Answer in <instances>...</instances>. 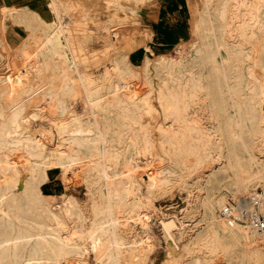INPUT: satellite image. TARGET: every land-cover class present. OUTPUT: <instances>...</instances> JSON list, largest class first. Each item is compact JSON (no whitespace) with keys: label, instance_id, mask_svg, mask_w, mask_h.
<instances>
[{"label":"bare ground","instance_id":"obj_1","mask_svg":"<svg viewBox=\"0 0 264 264\" xmlns=\"http://www.w3.org/2000/svg\"><path fill=\"white\" fill-rule=\"evenodd\" d=\"M73 1L10 0L0 6L25 30L15 49L22 67L0 74V264H87L89 254L99 264H144L152 241L148 234L133 236L148 227V195L172 180L186 182L208 159L218 167L189 191L184 214L197 216L199 224L178 256L181 234L174 229L182 219L175 211L154 210L173 244L163 264H212L216 255L225 257L218 264H264V232L215 212L227 203L222 188L233 196L236 219L254 213L257 199L264 210V192L255 191L257 185L264 191V0H191L186 47L156 52L143 42L139 70L128 53L119 52L99 76L82 65L79 54L94 52L110 27L75 20L81 11H70ZM107 1L77 0L84 3L82 16L96 19L141 6ZM5 27L1 20V46ZM25 48L30 52L20 62ZM139 76L140 92L131 81ZM98 78L104 83L95 84ZM78 86L85 107L70 111L66 97ZM41 103L66 115L52 126L63 136L53 148L41 139L50 129L30 124ZM156 145L169 164L148 174L141 196L137 171L156 157ZM50 164L54 178L80 172L85 201L60 189L62 204L48 202Z\"/></svg>","mask_w":264,"mask_h":264},{"label":"rangeland","instance_id":"obj_2","mask_svg":"<svg viewBox=\"0 0 264 264\" xmlns=\"http://www.w3.org/2000/svg\"><path fill=\"white\" fill-rule=\"evenodd\" d=\"M9 1L10 0H1L0 6L2 4L8 3ZM105 1L108 2L107 0ZM187 1H188V7L192 15V10L190 7L191 0H187ZM169 2L170 0H148L146 3V1L144 0H133V3L135 5L136 4L141 5V6H135L136 11L134 10L128 12L126 11L125 14L118 11V15L116 14L105 15V16L102 15L100 18L96 19L90 14L88 15L83 14L82 16V13L85 11L83 10L82 7L84 6V3L77 2V0H74L73 3H75V5L70 9V11L72 10L81 11L79 17L74 18L75 20L76 19L80 20L84 18L86 24L92 25L94 29L95 28L98 29V26L100 24L103 26L104 23H108L110 27L109 28L110 36L106 38L105 41L102 42L94 52H84L83 50L80 52L79 57L82 58L81 61L82 65L88 71H91L92 75L99 76L104 66L108 64L109 60L114 54H117L119 52H126L129 54L131 58L133 67L139 70L140 60L144 54V50L142 48L143 42H147L149 44L151 43V45L154 47L156 52H166L167 50L174 48L175 46L177 47V44H179L178 46L182 48L186 47L190 39L188 38L187 29L185 25H182L179 22L174 21L171 17L163 16L166 10L165 9L166 4ZM70 4L71 3H69L68 1L65 2L66 7L67 6L70 7ZM91 4L94 3L91 2ZM57 6L60 7V5ZM113 8L115 7H111V9ZM105 9H109V8H105ZM169 11L171 14L172 8H169ZM158 14L160 18L156 17V15ZM6 17L8 19H6ZM46 17L48 19H52L51 16H46ZM163 17L167 21L163 20L164 19ZM1 20L4 21V23L6 24L5 27L6 32L4 36L5 37L4 43L2 44V46L0 44L1 47L0 74L1 76L4 75L8 76L9 74L13 73L15 69L17 70L20 67H22V64L18 62L19 58L17 57V53L15 49L17 45L20 43L21 38L25 33V30L22 29L23 25L21 26V25L13 24L11 22L10 17L4 16L3 13L0 11V21ZM171 20L173 22H171ZM186 25L189 26L188 24ZM150 30H153V33H151ZM67 39L69 40V42H71L70 45L71 50L72 51L75 50L78 52L77 47L73 45L74 42L71 41L72 39L70 37ZM23 52L25 55L20 58V62L22 61L21 59L25 61L26 59L25 57L29 54L30 50L29 48H25ZM259 55L262 59H264V38L262 40L259 49ZM259 70L264 71L263 67H260ZM131 81L132 83L134 82L132 88L135 87V89L139 92L144 91V87H143L144 82L143 79L140 78V76L133 77ZM97 83H104V82L102 79L98 78L95 84ZM67 96L68 97H66V99H68L67 103L70 111L72 110H76L79 112L83 111V108L85 107L84 106L85 103L83 102L84 92L82 90V87L78 86L76 93H72ZM37 97H34L36 100L33 98L36 102L40 99ZM41 108H42L41 109L42 112L40 116H37L38 118H36V120L31 122L30 124L33 126L34 124L39 123L43 125V127L50 129L48 130V133L46 135L41 136V139L44 140V142L49 146V148L50 147L53 148L57 143H61L63 141V136L58 135L52 126L57 122L63 121L66 115L65 116L60 115L56 109L54 108L52 109V107L50 108L44 103H41ZM155 154L156 157L154 156V158L149 160L148 165L142 167L137 171V173L139 174L140 181L142 179L141 181L142 185H139L141 196L145 195L144 192L145 182L148 180L147 179L148 174L152 175L153 173H155L154 171H157L161 167L169 164L168 161L165 160L164 151L160 145H156ZM208 160L203 161L201 165L198 166V168L193 170L186 182L182 183V181L172 180L171 182L166 184V186H163L162 189H159L158 191L151 193L152 195L151 194L148 195L149 196L148 198L150 199L148 200L150 201L149 210H151L148 212L149 213L148 222H147L148 227L145 228L144 230L138 229L133 236L134 238L138 239L141 235L148 234L152 241L153 248L151 249L147 258H145L146 260H144V264H161V263L163 264L162 261H164L165 259H167V257L170 256V253L173 249V244L170 243L169 239L166 238L165 234L162 231L161 224L156 216V212L154 211L155 209H159L160 211L162 210L161 212L167 214L170 212L172 213V211L173 212L175 211L174 213L177 214V216L180 219H182L183 223L180 224L179 222H177L178 228L176 227V229H174L176 230L175 235L178 236L179 234H181L180 236L181 240L177 241L179 247L177 248L175 247L177 256L181 253V252L179 253V251L181 250L180 248L182 247V243H186L189 240V237L192 235L193 231L196 228L195 226L199 224V222H197L196 220L197 216L194 215L186 216L184 214V210L187 208L186 206L188 205L187 202L189 200L188 197L190 194L189 191L192 190V187L195 184L199 185L203 176L209 173L213 167L215 168L218 167V163H216V161H212L210 159ZM191 161L192 160H190L189 163H192ZM48 168H49L48 169L49 178L45 183L46 185L45 195L49 203H51L55 208L59 207L62 204V200L59 195L60 189L65 190L67 193L74 195L80 201L86 200V196H87L86 194L87 192H85L86 186L84 184L83 179L80 176V172L78 173L77 171L69 170V172L65 173L64 177H62L60 173H56L55 175V178L57 179L56 180L54 178L53 164H50ZM136 186H137V180L134 181V188ZM260 186L261 185H257L255 191L263 194L264 191ZM221 192L225 194V199L227 200V203H225L224 206H226L227 204H229V202L230 203L232 202L228 200V197L231 196L233 198V196L225 188H222ZM222 208L218 207L215 209L218 218H222L218 214L219 209ZM175 239L177 240L178 238H176L175 236ZM92 255L93 254H89L84 257V260L85 261L87 260L86 263L99 264L98 260L96 258H93ZM216 256H213L211 260L212 264H218L225 260V257L222 255L221 256L216 255ZM148 258L149 261H147ZM141 263L143 264V261L134 264H141Z\"/></svg>","mask_w":264,"mask_h":264},{"label":"built area","instance_id":"obj_3","mask_svg":"<svg viewBox=\"0 0 264 264\" xmlns=\"http://www.w3.org/2000/svg\"><path fill=\"white\" fill-rule=\"evenodd\" d=\"M260 195V193L258 192ZM229 201H232V197H228ZM255 211L254 213L243 217V218H235L234 215L231 213L230 205L227 204L222 209H219L218 214L228 220V221H237L241 224H248L253 227L258 233L264 232V210H261L260 205L258 203V199L255 203ZM244 216V215H243Z\"/></svg>","mask_w":264,"mask_h":264},{"label":"crops","instance_id":"obj_4","mask_svg":"<svg viewBox=\"0 0 264 264\" xmlns=\"http://www.w3.org/2000/svg\"><path fill=\"white\" fill-rule=\"evenodd\" d=\"M169 8H172L171 14ZM165 9L166 10L163 16L171 17L174 21L179 22L182 25H185L186 29L189 31L192 22L191 20L192 15L188 7L187 0H170V2L166 4ZM186 24H188L189 26H187Z\"/></svg>","mask_w":264,"mask_h":264}]
</instances>
